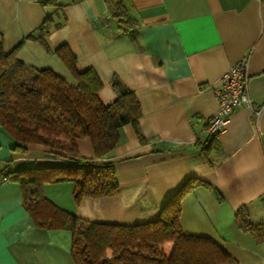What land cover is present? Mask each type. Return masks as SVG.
Returning a JSON list of instances; mask_svg holds the SVG:
<instances>
[{"label": "crops", "instance_id": "1", "mask_svg": "<svg viewBox=\"0 0 264 264\" xmlns=\"http://www.w3.org/2000/svg\"><path fill=\"white\" fill-rule=\"evenodd\" d=\"M58 2L64 23L48 35L47 49L26 37L37 34L55 7L46 0H0V53L23 42L16 51L20 61L75 84L54 52L66 44L78 71L96 72L102 103L115 100L114 79L135 94L145 141L131 124L122 127L109 157L118 194L75 204L73 184L64 180L45 184L46 197L85 221L134 225L155 220L186 181L201 179L210 187L197 186L181 200L182 231L218 243L234 258L224 264H264V241L236 218L243 207L253 224L264 225V0ZM242 59L251 106L236 109L218 133L221 159L211 168L196 143L207 137V121L218 109L214 88ZM11 145L0 126V171L67 164L52 147L29 143L17 152ZM75 146L94 158L88 137ZM71 242L68 230L36 225L16 181L0 186V264H75Z\"/></svg>", "mask_w": 264, "mask_h": 264}, {"label": "trees", "instance_id": "2", "mask_svg": "<svg viewBox=\"0 0 264 264\" xmlns=\"http://www.w3.org/2000/svg\"><path fill=\"white\" fill-rule=\"evenodd\" d=\"M55 9L26 38L40 41L47 49L48 35L64 23L59 0H46ZM20 42L9 52L0 53V126L10 136V149L26 152L29 143L43 144L62 151L67 164L25 167L7 172L21 190L22 202L37 226L65 229L72 233L71 255L75 264H224L234 258L211 238L185 234L179 223L181 200L197 186L210 187L191 178L162 206L152 221L134 225L89 222L60 208L46 197L45 184L70 181L73 200L103 198L119 193L110 153L120 140L122 127L131 124L139 130L140 104L135 94L117 79L112 82L116 98L104 104L98 97L102 82L92 68L76 69V57L66 45L54 52L75 84L50 68L25 65L16 56ZM208 135L196 145L211 168L221 159L216 138ZM88 137L94 158L78 153L75 140ZM264 147V135L262 138ZM214 155V156H212ZM217 156V158L215 157ZM220 156V157H219ZM239 227L256 241H264V225L253 224L245 209L236 211ZM169 245L167 248L166 246Z\"/></svg>", "mask_w": 264, "mask_h": 264}, {"label": "built area", "instance_id": "3", "mask_svg": "<svg viewBox=\"0 0 264 264\" xmlns=\"http://www.w3.org/2000/svg\"><path fill=\"white\" fill-rule=\"evenodd\" d=\"M218 109L207 121L208 135L218 134L229 121L233 112L243 105L251 106L248 92L247 60L242 59L230 67L214 88ZM10 182L6 171H0V186Z\"/></svg>", "mask_w": 264, "mask_h": 264}, {"label": "rangeland", "instance_id": "4", "mask_svg": "<svg viewBox=\"0 0 264 264\" xmlns=\"http://www.w3.org/2000/svg\"><path fill=\"white\" fill-rule=\"evenodd\" d=\"M169 245L166 246V248L168 247Z\"/></svg>", "mask_w": 264, "mask_h": 264}]
</instances>
